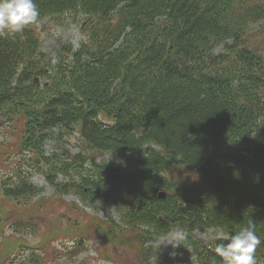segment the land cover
Instances as JSON below:
<instances>
[{
    "label": "trees",
    "instance_id": "trees-1",
    "mask_svg": "<svg viewBox=\"0 0 264 264\" xmlns=\"http://www.w3.org/2000/svg\"><path fill=\"white\" fill-rule=\"evenodd\" d=\"M34 2L35 24L0 35V117L23 124L26 164L49 165L46 179L59 194L111 201L121 218L108 221L102 239L136 245L144 264H172L156 242L175 226L187 233L175 253L222 264L215 247L227 241L202 243L193 232L234 233L249 218L262 241L256 264H264V52L248 42L264 0ZM63 16L84 39L74 49L62 43L53 62L37 26ZM55 128L60 141L76 128L81 151L109 152L123 165L97 163L90 153L87 164L81 151L72 161L47 154ZM29 180L18 168L3 180L4 195L38 194ZM42 256L21 261L44 264Z\"/></svg>",
    "mask_w": 264,
    "mask_h": 264
},
{
    "label": "rangeland",
    "instance_id": "rangeland-1",
    "mask_svg": "<svg viewBox=\"0 0 264 264\" xmlns=\"http://www.w3.org/2000/svg\"><path fill=\"white\" fill-rule=\"evenodd\" d=\"M59 20L46 18L37 26L42 51L53 62L62 43H70L74 49L84 39L78 23L66 16ZM251 25L253 26L248 35V42L264 52V18ZM5 122L2 121L0 124V264H9L10 260L12 264H30L26 263L28 262L26 260H21L33 251L43 255L44 264H77L82 260L85 264H144L136 245L123 246L102 239L108 229V221L118 222L121 218L113 203L95 200L84 204L71 191L66 192L68 194H59L50 183L46 182L45 175L50 169L46 167L47 164L43 166L37 161L26 164L30 159L29 154H23L18 143L23 124L17 121L12 128ZM52 131L56 137L45 142L44 150L47 154L65 152L72 161L81 151L82 142L77 129L66 131L62 150L60 149L63 139L58 140V129ZM89 153L99 161L97 163L103 162L118 168L123 165L121 161L114 159L111 153L96 149L81 151L78 160L80 161V157L84 156V162L89 164ZM38 166L42 167V171H37ZM18 168L28 172L30 177L28 182L40 188L38 194L27 197L4 195L1 179L8 173L14 175L18 172ZM175 172L188 179L191 178L187 168H179ZM64 180L62 175L61 181ZM18 219L34 225L27 228L14 226ZM178 230L179 228L175 226L169 232L157 237L156 243H161L158 246L159 250L170 258L172 264H197L193 254L184 255L173 251L169 240ZM193 234L200 242L209 243L214 239H224L228 233L217 229L198 228Z\"/></svg>",
    "mask_w": 264,
    "mask_h": 264
},
{
    "label": "clouds",
    "instance_id": "clouds-1",
    "mask_svg": "<svg viewBox=\"0 0 264 264\" xmlns=\"http://www.w3.org/2000/svg\"><path fill=\"white\" fill-rule=\"evenodd\" d=\"M40 13L34 0H0V35L20 32L25 26L35 24ZM227 243L215 247L216 255L222 264H256L255 251L262 243L256 233V223L249 218L238 231L228 233ZM187 233L178 230L169 240L174 247L185 246ZM161 243H158V247Z\"/></svg>",
    "mask_w": 264,
    "mask_h": 264
},
{
    "label": "flooded vegetation",
    "instance_id": "flooded-vegetation-1",
    "mask_svg": "<svg viewBox=\"0 0 264 264\" xmlns=\"http://www.w3.org/2000/svg\"><path fill=\"white\" fill-rule=\"evenodd\" d=\"M3 118H1L0 117V124L2 123V121H5V120H2ZM5 123H8L9 125H11L12 126V128H14L15 127V123L16 122H8V121H6ZM23 130V129H22ZM19 141V140H18ZM20 145V144H19ZM19 151V150H18ZM17 151V152H18ZM24 153H27V154H30V153H32V152H28V151H24ZM23 153V154H24ZM47 174V173H46ZM10 175H12V174H10V173H8V174H6L5 175V178H3V179H1V184H2V182H3V180H5V179H7L8 177H14V175H15V173H14V175H12V176H10ZM46 177V176H45ZM46 182L48 183V180L46 179ZM27 197V196H26Z\"/></svg>",
    "mask_w": 264,
    "mask_h": 264
}]
</instances>
